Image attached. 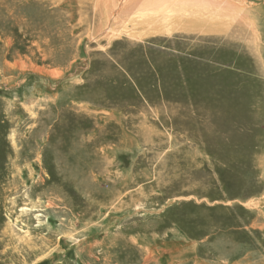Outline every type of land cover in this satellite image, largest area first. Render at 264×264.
Returning <instances> with one entry per match:
<instances>
[{"label":"rangeland","instance_id":"374dc122","mask_svg":"<svg viewBox=\"0 0 264 264\" xmlns=\"http://www.w3.org/2000/svg\"><path fill=\"white\" fill-rule=\"evenodd\" d=\"M116 1L0 0V264H264V0L261 59Z\"/></svg>","mask_w":264,"mask_h":264},{"label":"bare ground","instance_id":"6f19581e","mask_svg":"<svg viewBox=\"0 0 264 264\" xmlns=\"http://www.w3.org/2000/svg\"><path fill=\"white\" fill-rule=\"evenodd\" d=\"M115 4L119 8L116 15L120 16L125 11L128 13L120 18L116 32H112L111 27L106 29L109 39L126 36L131 40H144L174 31L219 34L227 32L235 24L243 29L247 42L261 59V44L255 22L257 17L246 8V4H220V0H120ZM127 7L129 10H126ZM114 10L111 11L113 14L107 11L103 23L109 15L116 16Z\"/></svg>","mask_w":264,"mask_h":264}]
</instances>
